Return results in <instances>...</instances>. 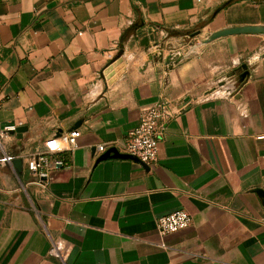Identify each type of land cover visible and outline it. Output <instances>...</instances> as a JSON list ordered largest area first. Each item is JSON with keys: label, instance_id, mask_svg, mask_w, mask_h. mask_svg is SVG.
Segmentation results:
<instances>
[{"label": "crops", "instance_id": "obj_1", "mask_svg": "<svg viewBox=\"0 0 264 264\" xmlns=\"http://www.w3.org/2000/svg\"><path fill=\"white\" fill-rule=\"evenodd\" d=\"M241 26L264 0H0V131L26 128L0 136V264H55L58 241L67 264H264V36L202 43ZM164 101L154 164L100 160ZM73 130L61 166L28 171ZM177 210L190 225L161 238Z\"/></svg>", "mask_w": 264, "mask_h": 264}, {"label": "built area", "instance_id": "obj_2", "mask_svg": "<svg viewBox=\"0 0 264 264\" xmlns=\"http://www.w3.org/2000/svg\"><path fill=\"white\" fill-rule=\"evenodd\" d=\"M179 112L180 109L169 101L142 109L138 125L128 133L120 146L119 153L131 156L146 166L154 164L157 161L158 143L164 134L166 124ZM14 130L13 126L7 127L0 131V136H6L8 132ZM79 137L80 132L73 130L60 137L47 140L44 144L45 151L42 154L26 160L28 171L38 179H46L52 167L63 164L58 158L51 159V155L64 150H73ZM109 147L112 149V146ZM106 149H108L106 145L97 147L100 153L105 152ZM5 160L10 162L8 158ZM190 223L189 214L183 210H177L157 218L156 228L159 236L163 238L186 229ZM48 253L55 260V264H67L69 246L61 241L54 242Z\"/></svg>", "mask_w": 264, "mask_h": 264}, {"label": "water", "instance_id": "obj_3", "mask_svg": "<svg viewBox=\"0 0 264 264\" xmlns=\"http://www.w3.org/2000/svg\"><path fill=\"white\" fill-rule=\"evenodd\" d=\"M237 35L264 36V26H241V27L225 28L223 30H220L218 32L211 34L202 43L208 44V43H211V42L218 40L220 38H225V37H229V36H237ZM170 60H171V57L167 58V60H166L167 63H169ZM116 61H118V60H116ZM180 61H181V58L176 60V63H179ZM120 63H121V60H119L115 64V66H117ZM110 70H112V69L109 68V71ZM242 70L244 71V73L240 76L239 83L244 82L246 76L248 75V72L246 70L245 65L242 66ZM25 129L26 128H24V127H19V128H16L14 131H11L10 133L15 134L16 138L18 140H20L22 138L21 134L25 131ZM108 158L131 160V161L136 162L138 164H141L143 167L147 168L146 165L140 163L137 159H135L131 156H128V155L120 154L118 152V150L115 148H112V149L108 150L107 152H105L103 154L102 158H100V160H104V159H108ZM13 164L15 165V168L17 169V171H19L20 166L22 164V160H14Z\"/></svg>", "mask_w": 264, "mask_h": 264}, {"label": "trees", "instance_id": "obj_4", "mask_svg": "<svg viewBox=\"0 0 264 264\" xmlns=\"http://www.w3.org/2000/svg\"><path fill=\"white\" fill-rule=\"evenodd\" d=\"M59 160H61L62 161V163H63V160L61 159V158H58Z\"/></svg>", "mask_w": 264, "mask_h": 264}]
</instances>
